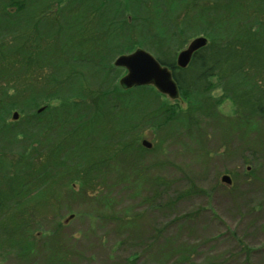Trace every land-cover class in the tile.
Here are the masks:
<instances>
[{
    "label": "rangeland",
    "instance_id": "obj_1",
    "mask_svg": "<svg viewBox=\"0 0 264 264\" xmlns=\"http://www.w3.org/2000/svg\"><path fill=\"white\" fill-rule=\"evenodd\" d=\"M242 1L169 0L167 6L173 7L171 23L178 27L169 32L175 60L196 37L207 38L210 45L214 41L211 37L227 25L220 19L229 18L236 10L252 9L240 30L249 29L255 21L264 27V11L258 8L256 14L252 8L256 4L241 7ZM155 3L152 15L147 16L152 20L161 10H156L159 5L157 0ZM144 27L140 25L135 33H140L145 44L135 45L131 52L143 48L155 56L166 48L155 47L157 41L162 43L159 35L166 31L152 24L147 30ZM116 68L121 73L113 80L114 88L122 92L133 89L120 85L127 70ZM210 81L209 90L191 98L209 96L218 101L216 107L207 99L201 114L190 110V97L186 100L182 93L177 99L160 94L164 108L158 106L151 112L152 125L142 120L130 124L126 129L129 137L124 141L116 137L119 130L113 127L117 123L112 126L110 121L103 130L93 129L89 134L85 130L71 136L70 141L66 138L72 131L74 135V123L70 131L68 127L60 130L56 140L48 131L30 134L31 147L25 150L34 156L38 169L43 170L44 165L39 164L47 159L57 164L58 180L42 197L31 185L32 198H38L25 217L19 207L26 201L10 204L9 200L0 210V229L15 215L24 218L18 223L25 225L21 240L24 256L17 255L0 237V264H264V118L241 120L220 80L213 77ZM100 89H91L95 93L89 99L92 103L101 100ZM228 89L232 93L231 87ZM138 102L132 105L135 113L142 103ZM60 104L56 99L45 101L37 112ZM165 110L168 116L170 111L186 115L187 124L180 125L178 131L174 126L161 127ZM14 112L17 119H13ZM33 119L29 113L13 110L7 123L26 127ZM144 140L151 144L150 148L143 147L147 152H123L124 144L136 148ZM67 142L72 149L66 147ZM12 155L0 152L10 164ZM92 155L102 158L97 164L101 173L89 178L83 174L89 164L83 163L81 169L77 166ZM225 175L229 183L223 180Z\"/></svg>",
    "mask_w": 264,
    "mask_h": 264
},
{
    "label": "trees",
    "instance_id": "obj_2",
    "mask_svg": "<svg viewBox=\"0 0 264 264\" xmlns=\"http://www.w3.org/2000/svg\"><path fill=\"white\" fill-rule=\"evenodd\" d=\"M157 3L156 10H161L152 20L148 17L152 15L155 0H0V152L13 154L11 164L0 157V210L9 204V200L10 204L26 201L19 207V213H24L25 217L26 211L35 207L31 205L36 204L38 198L37 195L32 198L34 189L30 188L31 185H35L40 191L39 197H42L56 184L58 165L47 159L45 164H39L44 165L43 170L38 169L33 162L34 156L25 150L31 147L30 134L48 131V134H55L56 140L60 130L68 127L70 131L74 123V135L72 131L66 138L70 141L71 136L85 130L88 134L93 129L103 130L110 121L112 126L117 123V127H113L119 130L116 137L124 141L129 137L126 129L130 124L142 120L144 124L152 125L151 112L158 106L164 108L160 94L151 86H137L122 92L113 84L121 73V69L113 66V60L131 52L135 45L146 42L140 33H135L140 25L145 24L144 30L152 24L166 31L159 35L162 43L157 41L154 45L166 48L161 52L156 50L154 54L162 65L172 70L186 100L190 97L191 111L203 113V103L210 97L201 100L199 96L196 99L191 96L209 90L211 78L217 77L224 94L233 98L241 120L264 118V27L261 21H255L249 29L240 30L245 16L251 14L252 9L236 10L229 18L222 17L220 21L227 24L223 25V32L218 33L222 35L211 37L217 42L213 41L194 53L189 65L180 68L175 60L176 51L171 50L173 38L169 36L176 27L171 23L173 7L167 6L169 0H157ZM239 3L241 7L248 3L249 8L256 4L252 7L256 14L258 8L264 11V0ZM234 6L236 9L238 4ZM138 8L143 15L138 13ZM94 87H101V100L92 103L89 99L95 95L93 91L91 93ZM11 90L12 94L9 93ZM51 99L59 100L61 104L38 113L37 108ZM137 101V104L142 103L135 113L132 105ZM212 101L216 107L218 101ZM13 110L29 113L34 119L26 127L21 123H7ZM165 111L161 127L167 125L172 129L174 126L178 131L180 125L187 124L186 115L170 111L168 116ZM79 123L82 125L78 128ZM50 127L54 130L50 131ZM18 136H22L21 139ZM97 142L102 144L104 139ZM127 144H124L123 152H147L143 146L135 148ZM71 146L67 142L66 147ZM85 162L89 164L83 173L86 177L101 173L97 165L102 163L100 156L85 158L77 168L81 169ZM19 218L17 215L9 217V225L2 224L0 237L10 243L17 255L24 256L21 240L25 237L22 231L25 225L18 223L24 219Z\"/></svg>",
    "mask_w": 264,
    "mask_h": 264
},
{
    "label": "water",
    "instance_id": "obj_3",
    "mask_svg": "<svg viewBox=\"0 0 264 264\" xmlns=\"http://www.w3.org/2000/svg\"><path fill=\"white\" fill-rule=\"evenodd\" d=\"M207 41V38L203 36L192 40L189 46L178 54L177 65L186 68L194 53L206 46ZM114 66L127 70V74L120 79V85L124 89L135 86H153L158 92L167 95L171 99H177L180 96V89L174 79L172 70L162 65L150 52L142 48H138L129 54L119 55L114 61ZM17 118L18 113L14 112L13 119ZM142 146L150 148L151 144L144 140ZM223 180L230 182L229 177L226 175Z\"/></svg>",
    "mask_w": 264,
    "mask_h": 264
}]
</instances>
